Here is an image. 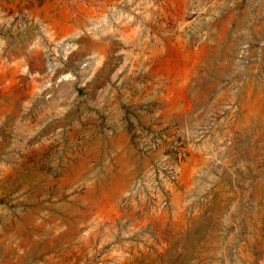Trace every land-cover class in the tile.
Instances as JSON below:
<instances>
[{"label": "rangeland", "instance_id": "rangeland-1", "mask_svg": "<svg viewBox=\"0 0 264 264\" xmlns=\"http://www.w3.org/2000/svg\"><path fill=\"white\" fill-rule=\"evenodd\" d=\"M0 264H264V0H0Z\"/></svg>", "mask_w": 264, "mask_h": 264}, {"label": "water", "instance_id": "water-1", "mask_svg": "<svg viewBox=\"0 0 264 264\" xmlns=\"http://www.w3.org/2000/svg\"><path fill=\"white\" fill-rule=\"evenodd\" d=\"M219 223H220V224H223V220H219Z\"/></svg>", "mask_w": 264, "mask_h": 264}, {"label": "built area", "instance_id": "built-area-1", "mask_svg": "<svg viewBox=\"0 0 264 264\" xmlns=\"http://www.w3.org/2000/svg\"><path fill=\"white\" fill-rule=\"evenodd\" d=\"M61 76H62V75H61ZM61 76L58 77V80H60V79L62 78Z\"/></svg>", "mask_w": 264, "mask_h": 264}]
</instances>
